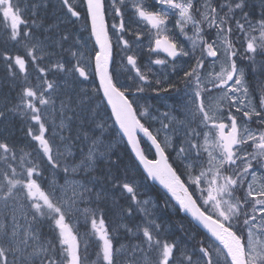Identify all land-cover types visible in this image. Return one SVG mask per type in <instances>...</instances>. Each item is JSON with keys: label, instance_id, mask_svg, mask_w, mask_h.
I'll return each mask as SVG.
<instances>
[{"label": "snow or ice", "instance_id": "snow-or-ice-1", "mask_svg": "<svg viewBox=\"0 0 264 264\" xmlns=\"http://www.w3.org/2000/svg\"><path fill=\"white\" fill-rule=\"evenodd\" d=\"M60 2L65 15L70 20L75 18L73 24L83 20L87 27L90 21L91 36L98 49L93 47L88 63L94 61V74L99 78L95 91L102 92L99 99L110 106L114 123L127 138L147 177L167 190L175 201L173 207L178 205L177 211L188 214L193 227L203 230L204 238L191 252L182 247L180 239L170 240L165 226L157 222L150 201L139 198L140 185L121 173L118 156L112 159L116 153L110 143H105L107 122L93 109L87 90L76 91L79 84L89 79L84 54L77 48L79 37L63 32L58 39L49 36L41 40L32 31L43 27L37 4L0 0V25L6 41L24 48L23 55L0 52V60L13 80L23 74L17 103L0 108V122L8 119V113L26 118L30 124L26 135L37 142L44 163L53 170L62 169L66 176L77 171L86 174L83 182L66 180L64 184L45 185L36 157L18 149L5 133H0V264H88L93 240L98 249L96 264H264V81L258 85L262 96L256 106L250 98L245 71L237 65V59L247 60L254 73L264 74V60L258 63L256 59L264 58V10L260 19L253 22L247 11L248 0H152L151 5L145 0H131L133 15L149 29L150 52H163L173 62L179 57L194 59L181 80L184 99L177 111L182 119H169L165 113L169 122H162V128L154 134L151 126L142 122L148 109L140 111V97L131 98L151 87L137 56L127 55L126 60L130 72L135 73L129 79L139 83L120 85L109 70L114 57L106 16L111 10L114 17L120 18L119 34L113 25L117 46L131 50L132 45L124 39V34L131 32L123 11L128 0H111L108 7L105 0ZM172 17L176 19L169 28ZM233 25L242 41L240 47L233 39ZM189 26L192 35H188ZM177 29L191 42L190 50L178 43ZM212 30L216 38L205 39ZM45 31L53 33L54 28L49 25ZM134 34L139 46L144 33ZM65 44H69L67 49ZM53 48L69 52L75 63L62 58L53 60L57 56ZM206 58H213V72L207 76L202 73ZM152 63L164 65L168 60L156 59ZM29 64L36 72L34 80L28 78ZM155 84L159 86L161 81L156 80ZM171 89L179 91L177 84L171 82L153 91ZM51 113H58L61 130L65 120L74 118L81 121L82 130L89 121L94 125L83 131L91 143L79 164L62 162L63 153H54L53 144L45 135L46 114ZM170 125L178 138L176 143L167 134ZM33 126H38V131L34 132ZM162 130L163 142L159 140ZM138 133L150 141L154 159L145 154ZM53 135L57 133L54 131ZM169 149L175 153L173 162L166 154ZM176 161L183 170L173 166ZM97 162L106 164L102 178L92 175ZM109 192H119L130 201L126 209H121L122 215L141 217L132 227L124 225L125 232L135 240L125 249L115 248V237L102 211L80 207L91 204L93 198L96 202L106 200ZM165 206H169L168 201ZM80 217L86 225L90 224L83 236L73 224V220L79 223ZM45 226L50 229L48 234L42 231ZM179 229L185 231L183 224ZM118 253L126 258L118 261Z\"/></svg>", "mask_w": 264, "mask_h": 264}, {"label": "rangeland", "instance_id": "rangeland-1", "mask_svg": "<svg viewBox=\"0 0 264 264\" xmlns=\"http://www.w3.org/2000/svg\"><path fill=\"white\" fill-rule=\"evenodd\" d=\"M151 0H145V3H150ZM256 2H262V0H255ZM78 3L79 0H76ZM107 3H111V0H107ZM25 4H31L35 3L38 5L37 12L39 18L43 22V27L39 29H33V33L35 36H37L39 39L44 40L46 37L51 36L54 39H58V34L63 32L72 33L74 36L79 37V43L77 44V48L80 52L84 54L85 63L87 64L86 70L89 72V79L87 81H84L83 83L79 84L76 88L77 92H80V90H87L89 96L92 98V107L99 113V117L103 118V121L107 122L108 127L105 129V143H110L112 145V151L116 153L112 157V159H116L117 156L119 158H122L123 166L121 165L122 169L124 171H121L122 174L127 176V179L130 181H134L135 183L140 185L139 188V198L141 200H149L150 201V207L151 210L154 212L156 218H162V216L165 213H168V210L174 211V208L169 206H165V202L163 204L157 203V199L154 196V194L150 191L149 188L142 182L140 179L138 173L136 172L137 168L132 164L131 168L128 167V160L127 157L124 155V151H122V148H125V142L123 138L118 133L117 129L115 128V124L113 122V118L109 112H107L104 108L102 109L99 105H102L99 98L98 93L95 91V89L98 88L96 75L94 74V61H91V63H88L90 60V56L92 55L93 47L95 46L92 42V39L90 37V27L87 25L85 26L83 20L76 21L75 24L72 23V20L75 18H72V20L69 19L67 15H65V9L61 5L60 0H24ZM253 3V2H249ZM128 4L130 8H128L127 11H132L131 9V0H128ZM24 5H22L23 7ZM107 7V6H106ZM56 8V10H55ZM50 10H55L53 13H50ZM111 10H109L108 15H110ZM26 16L30 17V12L25 13ZM239 18V16L237 17ZM176 17H172L168 27H173V24L175 22ZM253 19V18H252ZM254 22L257 19H253ZM52 25L54 28L53 33H49L45 31V29ZM117 25V33H118V25ZM189 29H191V26H189ZM23 30V26H22ZM176 31V36L178 40H184L187 41L188 44L191 46V42L185 39L184 36L179 34L178 29ZM136 32L140 31H134L130 33L124 34V39H127L129 43L132 45L131 50H123L122 45L117 46V39L116 34H114L113 27L110 28L109 34L111 35L112 42L114 44V53L117 51V55L114 57V62L112 64V70L111 72L114 75V78L116 81H119L120 85H134L135 83H139L137 81H133L129 79L130 75L134 76L135 73L130 72V66L127 65L126 56L127 55H136L138 51L143 47L146 46V50L149 48V40L148 34L143 35L141 38V42H139V46H137V41L135 34ZM143 33V32H142ZM192 35V31L190 34ZM215 37V30H212L211 32L207 33L205 35V39L211 40ZM233 39L238 41L237 46L240 47V43L242 41H239V33L235 31V25H233ZM72 41H69V44H71ZM69 44H65V49L69 47ZM14 46H22L23 45H17L14 42L6 41L5 33L3 31V26L0 25V52H3L7 50L8 53L13 55V47ZM59 48H53V51ZM60 50V49H59ZM76 50V49H73ZM22 53L21 55H23ZM141 54V53H140ZM60 57H55V59L62 58L64 61H71L75 63V59L71 57L70 53L67 51L61 52L60 50ZM142 55V54H141ZM198 55V50H197ZM141 59V65L145 67L146 71L148 72H154L157 76L153 78V81L155 78L158 77L157 71L154 70L155 67L162 68L161 65H157L152 63V61L156 60L151 55H147L146 53ZM222 59V58H221ZM183 61V60H181ZM207 64L202 69V73L207 76L209 72H213V61L209 58H206ZM237 62H239L238 67H241L244 70V64L246 60L237 59ZM45 64L48 63L47 60L44 61ZM192 65L194 64V59L191 60ZM246 65V64H245ZM150 69V71H149ZM28 78L33 79L36 76L35 69L33 65L29 64L28 68ZM215 71H219V61H217L215 65ZM245 71V70H244ZM50 79L52 77H49ZM82 80V78H80ZM59 83H63L62 81H58ZM23 83V74H20V77L18 79L13 80L9 73L7 72L5 68V64L2 60H0V108H4L5 105H7L9 108L17 103V97L18 93L20 91V85ZM259 91V99H261L262 93ZM134 91V87H133ZM176 94V95H175ZM249 94L250 98L252 100V103L257 106V101L254 99V95L251 93V89L249 88ZM138 95L132 96V99H136ZM140 99L138 100V104L141 106L140 111H144L145 108L148 109V116L142 119L145 124H148L150 119L154 122H157L162 126L163 123H168L169 119L171 117H178V111L181 108V103L184 99V95L179 97L177 93H174L173 95L169 97H161V95L154 94V95H140ZM156 98V99H155ZM173 98V99H172ZM98 99V103H97ZM56 107H59V99L57 98ZM50 111V110H49ZM169 114V119H165L164 114ZM47 115V123L46 127L48 128V132H46V137L50 139L51 143L53 144V151L54 153L58 150L60 153H63V156L61 157L62 162L67 161L69 163L73 164H79V162L84 159V157L87 154L88 147L90 145V140H86L83 135V131L87 130L89 126L94 127V125H91V122L89 121L87 124H84L83 130L81 129V121L77 119H72L71 121L65 120V127L61 130L58 126L60 124V118L58 116V113H51L46 114ZM71 115V113H69ZM153 117L155 119H153ZM181 118L182 117H178ZM99 122V121H98ZM15 124L18 128H14L12 130V125ZM55 124V128L54 125ZM149 125V124H148ZM157 125V124H156ZM30 126L29 122L26 118H22L18 114L8 113V119L4 122H0V133H5L10 142L14 143L18 149H23L25 152L32 153L37 161L40 162L41 170L43 172V177L41 182L45 185L51 184L52 182H56L57 184H64L66 180L72 181H80L83 182L85 178V173L82 171H77L76 173L69 172V174L66 176L62 169L53 170L51 169L46 163H44L43 160H41V153L38 152V144L37 142L33 141L31 137L26 135L27 128ZM151 126V125H150ZM195 126V125H194ZM152 127V126H151ZM150 127V128H151ZM156 127V131L158 129H161L162 127ZM172 127L173 125H170V128L167 130V134L172 137L173 143L177 142V137L173 135L172 133ZM251 127H255V125H251ZM14 131L16 134L11 135L10 132ZM33 131H38V126H33ZM56 132L57 135H53V132ZM156 131H153L154 134ZM76 132V133H75ZM73 133V135H72ZM97 134H99V130H97ZM19 135V136H17ZM72 135V136H71ZM77 135H79V138ZM61 136L64 137L63 140H61ZM74 136V138H73ZM159 140L164 141L165 138V131H161L159 135ZM20 138V140L18 139ZM19 140V141H18ZM23 144V145H22ZM79 147V148H78ZM168 153L172 157L173 160H175V153L172 152L171 149L168 150ZM100 163V164H99ZM122 164V162L120 161ZM105 165V166H104ZM101 166H104L102 168L103 172L106 168L105 163L97 162V169ZM97 169L92 173L94 177H100V174H97ZM52 173V174H51ZM82 174V175H81ZM84 174V175H83ZM82 178V179H81ZM99 187V185H98ZM110 195H108L106 200L96 202L95 198H93V202L91 204L84 203L80 207L81 209L85 207L97 209L98 211H102L105 215L106 223L110 226V230L112 231V235L115 237L113 240L114 246L116 249H125L130 243H135V240L133 238L127 239L125 235H123L125 232L124 225H127L129 227V222L131 226L138 223L141 219L139 215H135L131 218L121 215V209H126L129 205L130 201L127 199L126 196H121L119 192H109ZM112 196V197H111ZM159 196H157L158 198ZM153 201L156 203L153 205ZM107 202V203H106ZM107 204V205H106ZM162 223V221L160 222ZM74 226L78 229L81 236L84 235L86 231L90 230V224H85L83 217H80L79 223H76L75 220H73ZM45 234H48L50 229L48 230H42ZM190 240H194L198 237L193 236L190 234ZM194 237V238H193ZM196 241V243H198ZM96 251H98L95 240L92 241L91 247L89 248L88 255L90 257L88 264H96ZM125 255L122 253L117 254L118 261H123L125 259Z\"/></svg>", "mask_w": 264, "mask_h": 264}, {"label": "trees", "instance_id": "trees-1", "mask_svg": "<svg viewBox=\"0 0 264 264\" xmlns=\"http://www.w3.org/2000/svg\"><path fill=\"white\" fill-rule=\"evenodd\" d=\"M249 2H253V3H249ZM248 4H249V7H248L247 11L251 13V17L253 19L259 20L261 12H262V10H264V4H262V2H256L255 0H248ZM50 13H53V11H50ZM253 22H254V20H253ZM240 51L243 52V48L242 47L240 48ZM256 59H257L258 63L261 62L262 60H264V58H262V57H257ZM238 64H239V62H237V65ZM245 64H244V70H245V75H246V81H247V83L249 85V88L251 89L252 95H254V99L257 101V106H259V102H260L259 97L260 96L258 94L259 91L257 90V88H258V85L260 84V82L264 81V74H261L259 71L254 73L252 71L251 67H249V64H248L247 60H246ZM98 97H99V94H98ZM14 128L20 129L15 124H13L12 125V130ZM12 130H11L10 134L11 135L16 134ZM121 149H122V151H124V155L127 157L126 159L129 162L128 163L129 169H130V166H132V164L135 167H137V165L135 164V161L133 160V157L130 154L128 148H121ZM145 154L150 157L151 150L147 149L145 151ZM119 159L122 162L121 165L123 166V162L124 161L122 160V158H119ZM103 167L101 166V167H99L97 169V174H100V177L103 176V173H102L103 172L102 171ZM121 171H124V169H122V167H121ZM136 172L138 173V175H139L140 179L142 180V182L154 194V196L156 197L158 203L163 204L167 200L169 201V199L165 195H163L162 192L159 189H157L154 185H152L146 179V177L138 169V167H137ZM157 196H159V197L157 198ZM171 205H173V204L171 203ZM156 219H157V222H159V223L162 221L161 224L165 226L166 234H167L168 238L170 240L171 239H180L183 242L182 243V247L188 248V246L190 245V242H196L197 241V238L191 241L190 237H187V234L190 233L189 231H191L190 234H192L195 237H198V241L197 242H199L200 240H202L204 238V233L201 232L197 227H193V223L182 212L177 211L176 207H174V211L168 210V213H165L162 216L161 219L160 218H156ZM128 222H129V227H132L131 224H130V221H128ZM180 224H183L184 229H185L184 232L180 231V229H179V225ZM123 235H125L127 237V239L132 238L130 233H124Z\"/></svg>", "mask_w": 264, "mask_h": 264}, {"label": "flooded vegetation", "instance_id": "flooded-vegetation-1", "mask_svg": "<svg viewBox=\"0 0 264 264\" xmlns=\"http://www.w3.org/2000/svg\"><path fill=\"white\" fill-rule=\"evenodd\" d=\"M151 3H152V0L148 4L151 5ZM129 12H131V11H129ZM124 20H125L126 26L131 29V32L140 31V32H143L144 35H146V34L149 35V29L143 23L138 22V18L133 15V12H131L130 14H127V16H125V14H124ZM108 23L110 25V28H112L114 24L116 25V24L120 23V18L114 17V14L112 12H110V15H108ZM170 28H172V27L170 26ZM187 31H188V34H190L191 29L188 28ZM176 39H177L178 43L184 47L185 50H190L191 46H190V44H188L187 41H184L183 39L178 40L177 36H176ZM147 41H149V40H147ZM145 48H146V46H143L138 51V53L136 54L137 63L141 67V71L144 72L148 76L149 82L151 83V87H146L145 91L143 93H138L136 95H139V96L140 95H148V94L154 95L156 93L158 95H161V97H169V96L173 95L174 93H178L179 97L183 96L184 95L183 94L184 85H183V83H181V80L183 78V72H184V70H187L192 66L191 60H193V59L190 57H179L173 62L172 59L170 57H167L163 52L162 53L161 52L153 53V52L149 51V48L147 50ZM140 53L142 55H144L146 53L147 55H151L155 59H167L168 60V63L161 65L162 68H159L158 66L154 68V70L157 71L159 78H155L153 81L154 75L152 76V74L150 72H146L145 67L141 65V59L144 56H142ZM198 55H199V50H198ZM181 60H183V61H181ZM206 64H207V61H205V65ZM156 80L161 81V84L159 86H157L155 84ZM170 82L177 84L179 91H177L176 89H171L168 92L153 91V89L157 88V87H159V88L167 87L168 83H170ZM149 122L150 123H148V124L152 126L151 128H154V126H156V124H158L157 122H154L151 119ZM148 124H147V126H149ZM177 166L178 165H176V167Z\"/></svg>", "mask_w": 264, "mask_h": 264}, {"label": "bare ground", "instance_id": "bare-ground-1", "mask_svg": "<svg viewBox=\"0 0 264 264\" xmlns=\"http://www.w3.org/2000/svg\"><path fill=\"white\" fill-rule=\"evenodd\" d=\"M111 3L109 2L108 4H106L105 6H109ZM128 8H130V6H129V4H128V7H126V8H124V14H125V16H127V14H130L131 12H129V11H127L128 10ZM55 10H56V8H55ZM55 10H50V11H55ZM13 55H16V54H22V53H24V48L22 47V46H14L13 47ZM55 52L57 53V56H55V57H60L61 55H60V50L59 49H56L55 50ZM55 57H52V59L53 58H55ZM118 83H119V81H118ZM77 90V89H76ZM258 95V94H257ZM99 96H102V93H100L99 94ZM139 96V95H138ZM99 98V97H98ZM132 98V97H131ZM156 99V98H155ZM100 100V99H99ZM100 102H101V104L102 105H99L102 109L104 108L106 111L107 110H110V109H108L107 108V104H106V102L105 101H101L100 100ZM97 103H98V99H97ZM143 123H144V121H142ZM150 123V122H149ZM158 125V127H162L160 124H157ZM156 125V126H157ZM146 126H147V124H146ZM115 128H117V126H115ZM154 128H150V130L152 131ZM76 133V132H75ZM72 135H73V133H72ZM71 135V136H72ZM17 136H19V135H17ZM77 136H79V135H77ZM73 138H74V136H73ZM77 138V137H76ZM138 138L140 139V140H143L144 141V146L142 147L143 149H145V151L147 150V149H150L151 151L153 150V148H151L150 147V143H149V141H147V138H145V137H143V135L142 134H138ZM160 138V137H159ZM19 140H20V138H18ZM18 140V141H19ZM160 141H161V139H160ZM23 145V144H22ZM79 148V147H78ZM120 148H122V147H120ZM127 148H128V150H129V152H130V154L132 155V152H131V150H130V147H129V145H128V143H127ZM132 157H133V155H132ZM100 164V163H99ZM103 167V166H102ZM130 168H131V166H130ZM103 171V170H102ZM103 173V172H102ZM52 174V173H51ZM82 175V174H81ZM84 175V174H83ZM102 177V176H101ZM82 179V178H81ZM110 195V194H109ZM112 197V196H111ZM107 203V202H106ZM107 205V204H106ZM156 218V217H155ZM49 228L47 227V226H45L44 227V229L43 230H48ZM197 243L196 242H190V245L188 246V251L189 252H191L192 250H193V248H194V246L196 245Z\"/></svg>", "mask_w": 264, "mask_h": 264}, {"label": "water", "instance_id": "water-1", "mask_svg": "<svg viewBox=\"0 0 264 264\" xmlns=\"http://www.w3.org/2000/svg\"><path fill=\"white\" fill-rule=\"evenodd\" d=\"M90 27H91V24H90ZM93 38V41H94V43H95V38L94 37H92ZM96 46V48L98 49V46L97 45H95ZM110 68H111V65H110ZM110 68H109V70H110ZM97 82H98V85H99V78H98V76H97ZM102 93V92H101ZM105 102H106V100H105ZM106 104H107V102H106ZM109 107V109H110V111H111V108H110V106H108ZM113 119H114V117H113ZM116 125V124H115ZM117 126V129H118V131H119V127H118V125H116ZM120 132V131H119ZM120 134L122 135V133L120 132ZM139 134V133H138ZM140 134H142V133H140ZM143 135V134H142ZM123 137V136H122ZM124 139H125V141L127 142V138L126 137H123ZM149 143H150V141H149ZM129 145V144H128ZM129 147H130V150H131V152H132V155H133V157L135 158V160L137 161V163H138V165L142 168V170H143V166L142 165H140V163H139V161L136 159V157H135V154L133 153V151H132V149H131V146L129 145ZM154 149V148H153ZM155 151V150H154ZM144 171V170H143ZM146 174V173H145ZM146 176H147V174H146ZM156 186H158L161 190H163L165 193H167V190L158 182V181H154V180H152L151 178H149ZM168 194V196L171 198V195L169 194V193H167ZM172 199V198H171ZM173 201H174V199H172ZM175 202V201H174ZM186 214V213H185ZM189 218H190V220H191V217L188 215V214H186ZM202 230V229H201ZM203 231V230H202Z\"/></svg>", "mask_w": 264, "mask_h": 264}]
</instances>
